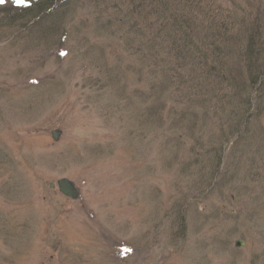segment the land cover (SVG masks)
<instances>
[{
  "label": "rangeland",
  "instance_id": "rangeland-1",
  "mask_svg": "<svg viewBox=\"0 0 264 264\" xmlns=\"http://www.w3.org/2000/svg\"><path fill=\"white\" fill-rule=\"evenodd\" d=\"M45 1L0 2V264H264V0Z\"/></svg>",
  "mask_w": 264,
  "mask_h": 264
},
{
  "label": "trees",
  "instance_id": "trees-1",
  "mask_svg": "<svg viewBox=\"0 0 264 264\" xmlns=\"http://www.w3.org/2000/svg\"><path fill=\"white\" fill-rule=\"evenodd\" d=\"M57 2H58V0H46L42 4H39L37 2V4L33 5V6H32V4L26 5L25 7L20 9L21 10L20 12L22 14L19 17V19H25L26 16H28V18L29 17L37 18L43 14L42 12H45L47 10H51L52 7H55L56 6L55 4ZM108 3H109L108 7H106V8L104 7L106 11H109L111 13H112V11L119 13L128 4L126 7L131 6L130 11H129V15L135 14L136 16H139V17L146 15L145 20H146V18H149L148 16H150V17H152L151 19H153L154 21L155 20L158 21L159 20V17H158L159 14L163 13L161 5H157L158 4L157 0H156V5H157L158 9L155 7H151V6L149 7L148 3L144 2L143 0H108ZM122 3L123 4L125 3V6H123ZM33 4H35V3H33ZM146 8H147V10L145 11ZM51 11L49 13H51ZM124 11H125V9H124ZM56 12H57V10H56ZM148 12H149V14H148ZM131 25L136 26V23H131ZM154 26H155V24H154ZM157 26L158 25H156V27ZM161 28H163V25H160V23H159L158 32H159V30H161ZM253 29L251 28V30L248 34L246 32L241 34L239 31H237V33L240 34V36H241L240 37L237 34L238 37H240V39H242V35L246 36L247 40H246V47H245V57L247 58L248 61H250L253 64L252 66L250 65L251 69H253V67L256 65V63L254 61H256L258 59V57H260L259 52L261 50H259L258 48H262V43H260V39H257L255 37V35L260 30L259 26H257V28L253 27ZM254 32H256V34H254ZM139 35L142 36V34H139ZM148 42H150V41H148ZM259 69L263 72L262 73V75H263L264 74V68L260 67ZM256 70H257V68H256ZM253 77H255V79H256L257 76L255 74H253Z\"/></svg>",
  "mask_w": 264,
  "mask_h": 264
},
{
  "label": "water",
  "instance_id": "water-1",
  "mask_svg": "<svg viewBox=\"0 0 264 264\" xmlns=\"http://www.w3.org/2000/svg\"><path fill=\"white\" fill-rule=\"evenodd\" d=\"M56 185H57L58 190L60 191V193H62L65 196H68L70 198L75 199L79 195L78 189L68 179H65V178L58 179L56 181ZM50 186L53 187L54 184L53 183H50Z\"/></svg>",
  "mask_w": 264,
  "mask_h": 264
},
{
  "label": "snow or ice",
  "instance_id": "snow-or-ice-1",
  "mask_svg": "<svg viewBox=\"0 0 264 264\" xmlns=\"http://www.w3.org/2000/svg\"><path fill=\"white\" fill-rule=\"evenodd\" d=\"M0 2H3V0H0ZM16 2L19 4V3H23L24 0H16Z\"/></svg>",
  "mask_w": 264,
  "mask_h": 264
}]
</instances>
